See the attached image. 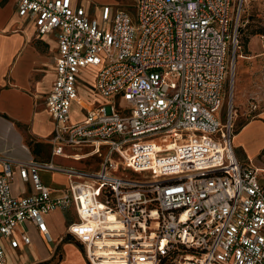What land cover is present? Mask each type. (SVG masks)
Segmentation results:
<instances>
[{
  "label": "built area",
  "instance_id": "1",
  "mask_svg": "<svg viewBox=\"0 0 264 264\" xmlns=\"http://www.w3.org/2000/svg\"><path fill=\"white\" fill-rule=\"evenodd\" d=\"M17 4L39 35L57 38L52 157L101 162L82 170L0 156V264L2 241L17 248L21 225L49 238L46 216L72 208L67 233L88 264H264L260 170L238 160L237 112L223 109L235 0H135L134 15L106 6L99 18L73 0ZM83 84L104 102L82 101ZM74 104L87 113L80 123ZM42 172L66 175L68 186L47 187ZM16 173L31 196L12 194Z\"/></svg>",
  "mask_w": 264,
  "mask_h": 264
},
{
  "label": "crops",
  "instance_id": "2",
  "mask_svg": "<svg viewBox=\"0 0 264 264\" xmlns=\"http://www.w3.org/2000/svg\"><path fill=\"white\" fill-rule=\"evenodd\" d=\"M17 1L0 0V156L95 170L101 162L96 158L76 162L52 157L55 123L47 111L46 100L56 79L57 38L54 34L39 35L33 20L19 16ZM89 3L90 0H73V5L87 9ZM86 75L90 76V72ZM90 80L93 81L91 76L86 81L93 83ZM90 84L80 85V97L87 105H99L104 100ZM86 114L83 107L74 104L72 123L84 121ZM235 148L241 164L251 162L260 170L264 186V112L236 129ZM40 176L51 189L68 186L66 175L42 172ZM33 192V185L23 182L16 173L12 194L26 197ZM45 220L49 238L26 222L13 234L19 242L17 248L12 247L10 239L2 241L6 264H88L83 247L67 233L69 225L77 221L75 209L55 211ZM23 235L29 237V244L23 243Z\"/></svg>",
  "mask_w": 264,
  "mask_h": 264
},
{
  "label": "rangeland",
  "instance_id": "3",
  "mask_svg": "<svg viewBox=\"0 0 264 264\" xmlns=\"http://www.w3.org/2000/svg\"><path fill=\"white\" fill-rule=\"evenodd\" d=\"M235 5L239 13V43L235 56L233 52L229 56L223 109L232 104L237 112L238 131L254 115L264 112V0H235ZM106 6L114 14L118 10L135 14V0H90L88 4L98 18ZM90 76L86 75L83 81Z\"/></svg>",
  "mask_w": 264,
  "mask_h": 264
},
{
  "label": "trees",
  "instance_id": "4",
  "mask_svg": "<svg viewBox=\"0 0 264 264\" xmlns=\"http://www.w3.org/2000/svg\"><path fill=\"white\" fill-rule=\"evenodd\" d=\"M238 39H239V36H238ZM238 43H239V40H238Z\"/></svg>",
  "mask_w": 264,
  "mask_h": 264
}]
</instances>
